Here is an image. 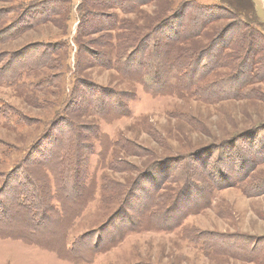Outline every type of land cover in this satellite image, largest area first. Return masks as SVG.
<instances>
[{
  "label": "rangeland",
  "instance_id": "obj_1",
  "mask_svg": "<svg viewBox=\"0 0 264 264\" xmlns=\"http://www.w3.org/2000/svg\"><path fill=\"white\" fill-rule=\"evenodd\" d=\"M30 1L13 0L0 2V5ZM169 1L176 8L189 0ZM196 1L207 4L216 2ZM80 2L72 0L73 20L68 21L67 34L59 25L49 22L30 28L20 38L1 45L0 50L16 51L36 40L62 41L63 46L66 45L63 48L68 50L69 59L64 60L66 53L59 57L74 67L78 51L75 37L79 24L75 8ZM255 2L258 15L264 21V0ZM156 7L155 3L144 4L140 14L152 13ZM119 14L124 19H135L134 14L122 11ZM226 23L225 20L217 25L220 28ZM92 66L83 71L80 78L132 92L133 96L126 108L119 112L112 108L111 102L105 105V111L111 110L109 113L104 112L109 119L95 115L94 104L85 113V123L96 124L97 121L98 135L101 137L91 141L95 153L87 173L81 178V186L77 184L76 189L73 186L67 191L66 197L59 184L53 189L52 184L50 198H47L48 201L50 199V206L61 208L63 204L65 210L68 200L79 203L76 204L78 210L71 213L73 216L65 218L67 226L44 224L49 228V236L45 237L46 232L34 234L36 237L33 241L19 238L22 234L15 229L12 236H0V264H255L223 255L221 249L218 253L215 250L209 252L207 240L211 239L215 247L222 248L226 244L240 249V245L250 242L239 237L264 236V83L249 85L243 90L245 94H241L242 99H222L208 103L196 97L163 94L151 89L147 83L130 81L117 71ZM49 73L50 69H43L25 78L28 83H37ZM77 79L73 71H69L60 91L56 85H52L49 89L51 94L34 92L32 99L23 91V83L18 88L16 83L0 81V108L11 103L32 119H53L55 113L62 110L63 100L69 98L68 89H72ZM101 89L96 88V91L92 90L94 92L85 89V99H92L95 92ZM59 92L60 95H56ZM40 101H47L48 107L41 108L42 105H38ZM4 109L8 117L0 113V139L11 145L0 142V188L4 186L3 173L16 168L24 147L45 127L43 123L25 125L21 123L20 117ZM185 114L203 123L194 125L184 118ZM249 137H256L253 142L255 145L249 143ZM227 141L228 144L223 145ZM132 143L143 145L149 151L129 155L123 144ZM230 144H236L234 149H239L241 156L235 168L226 159L228 156L225 152ZM198 150L205 160L218 163L217 172L222 175L220 183L215 184L216 188L208 195V175L211 171L208 165L205 174L199 171L202 168L200 163L185 160L183 166L188 170L183 176L170 171L164 163L155 169L149 167L158 158H175L181 153L193 154ZM136 181L140 182L139 186L129 202H126L129 190ZM261 182L263 186L256 189L255 185ZM118 184L130 187L121 200L113 196L121 191ZM168 209L169 213L166 211ZM89 232L102 233V236L115 232L114 241H110L104 249L98 248L90 254H84L87 243H79L78 240ZM106 240L103 237L101 243ZM61 251H66V255L63 256Z\"/></svg>",
  "mask_w": 264,
  "mask_h": 264
},
{
  "label": "trees",
  "instance_id": "obj_2",
  "mask_svg": "<svg viewBox=\"0 0 264 264\" xmlns=\"http://www.w3.org/2000/svg\"><path fill=\"white\" fill-rule=\"evenodd\" d=\"M8 1L13 0H0L5 3ZM152 3L157 5L152 13L140 14L141 6ZM75 9L79 24L78 35L75 37L78 51L74 67L64 62L69 59V53L63 48L66 45L63 46L62 41L36 40L16 51L0 50V81L16 83L18 88L23 83V91L30 99L34 92H49L52 85H56L60 91L69 71H73L78 78L72 89H68L69 98L66 97L62 102L60 109L63 111L55 113L56 120L32 119L11 103L4 105L13 115L20 117L21 123L28 126L43 123L45 126L24 147L16 168L2 175L4 186L0 188V236L4 238L12 236L14 229L22 234L19 238L29 241H33L36 237L33 235L38 233L46 232L47 237L50 231L45 225L55 223V226H67L65 218L73 216L71 213L78 210L76 204L79 203L68 200L65 210L63 204L61 208L50 206V199L48 201L47 198H50L52 184V189L59 184L66 197L67 191L73 189V186L75 189L77 184L81 186V178L87 173L95 153L91 141L101 137L98 135L97 121L96 124L85 123L87 117L84 115L94 104V114L106 119L104 112L109 113L111 110L105 111V105L111 102L112 108L119 112L126 108L133 96L132 92L80 78L83 71L92 68V65L117 71L136 83H147L151 89H157L163 94L196 97L208 103L222 99H242L241 94H245L243 90L249 85L264 83V21L258 15L255 0H216L209 4L189 0L183 1L176 8L169 0H81ZM114 10L134 14L135 19H124L120 17V11ZM73 11L72 0H32L25 4L0 5V46L20 38L30 28L49 22L56 23L67 34L68 21L73 20ZM225 20L227 23L219 28L217 23ZM63 53H66L64 60L59 57ZM43 69H50V73L37 83L26 81L25 77L38 74ZM96 88L102 89L95 92L92 99H85V89L94 92ZM251 92L255 93L254 90ZM56 95H60V92ZM47 101H40L38 105L46 108ZM4 107L0 108V113L7 118ZM183 116L194 125L203 123L192 115ZM254 138H248L252 145H255ZM0 142L11 145L2 139ZM105 147L107 149L108 145ZM236 147V144H230L225 152L232 168L241 159L239 149H234ZM123 148L129 155L149 151L145 146L134 143L123 144ZM181 154L175 158H158L149 167L155 169L164 163L170 171L183 176L188 170L183 166L185 160L200 163L202 168L199 171L205 174L208 165L211 171L208 175L207 195L210 194L221 180L222 175L217 172L218 163L205 160L199 150L193 154ZM139 183L136 181L132 189L127 184H118L121 191L113 196L121 200L129 188L126 199L129 202ZM262 186L263 182L255 185V188ZM166 211L169 213L170 209ZM114 235L115 232H108L104 236L102 233L89 232L78 242H86L87 249L82 250L84 254H90L98 248H106L110 241H114ZM103 237L107 240L101 243ZM239 238H245L250 243L240 245V249L226 244L221 248L215 247L208 238L207 250L218 253L221 249V254L230 258L264 264V236ZM61 253L66 255V251Z\"/></svg>",
  "mask_w": 264,
  "mask_h": 264
}]
</instances>
